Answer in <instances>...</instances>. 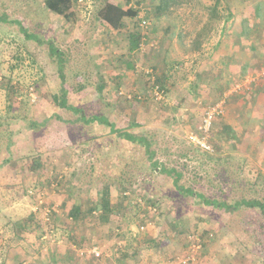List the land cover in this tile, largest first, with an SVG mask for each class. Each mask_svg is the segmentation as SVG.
Instances as JSON below:
<instances>
[{"label": "rangeland", "instance_id": "374dc122", "mask_svg": "<svg viewBox=\"0 0 264 264\" xmlns=\"http://www.w3.org/2000/svg\"><path fill=\"white\" fill-rule=\"evenodd\" d=\"M45 1L0 0V15L11 21L0 23V264L6 259L13 264H183L192 255L186 264H264V215L252 209L230 214L197 204L150 165L144 147L117 137L103 124H69L76 116L53 100L62 84L57 60L46 43L26 40L13 22H22L63 52L70 104L148 138L160 165L182 173L181 185L228 203L264 201V127L254 118L252 101L246 104L240 93H230V83L215 90L210 101L200 99L199 111L185 113L189 105L182 91L185 81L187 90L197 88L192 80L199 74L191 68L199 60L206 62L212 51L217 53L211 57L215 65H223L227 57L229 64L242 65L245 52L231 56L232 48L242 18L259 0H178L161 20L153 12L158 0H112L138 12L120 30L99 18L104 0L81 6L75 0L72 22L48 10ZM258 24V31L247 25L243 43L250 53L264 50L259 45L264 21ZM133 32L144 36L138 51H131ZM198 52L201 56L193 57ZM150 69L168 73L165 102L134 96L146 93L144 70ZM241 71L234 72L235 78ZM257 71L254 84L264 67ZM142 86L145 90L137 92ZM222 100L223 112L207 136L211 151L204 152L189 136L200 135L206 109ZM237 103L244 106L241 113L234 112ZM226 125L237 133L238 147L223 132ZM107 188L113 205L108 219L94 211ZM75 200L92 210L78 223V239L63 227ZM54 214L56 235H46V222ZM39 223L46 235L42 244ZM23 224L28 227L24 233ZM192 236L200 240L196 252ZM92 247H100L98 262L88 259ZM61 256L69 260H58Z\"/></svg>", "mask_w": 264, "mask_h": 264}, {"label": "trees", "instance_id": "16d2710c", "mask_svg": "<svg viewBox=\"0 0 264 264\" xmlns=\"http://www.w3.org/2000/svg\"><path fill=\"white\" fill-rule=\"evenodd\" d=\"M126 3H130L132 0H123ZM178 0H158V4L157 6H155L153 12L155 13V16L157 19H162L164 17H169V14L171 13L172 10V6L173 5H177ZM74 4H75V0H46L45 1V6L48 10H50L51 12L63 17L66 21L68 22H72L76 16L75 11H74ZM138 16V12L136 10H134L133 8H125L124 6L120 5V4H116L114 3L112 0H104V6L103 8L100 10L99 12V18L101 19L102 23L111 27L112 29L115 30H120L124 27V22L126 19L128 18H136ZM230 17V15H229ZM259 20H263L264 21V0L259 1L257 3V7L255 9H253L249 14L248 17L244 18L242 21V28L237 36V39L235 40V44L234 46H239L242 45L244 47V39L246 38L248 31H247V25L248 24H253L255 26V29H257L258 31V22ZM11 21L9 20V18L7 17V15H0V23H10ZM14 23H16L19 26V30L20 32L24 35L25 39L28 41H33L36 42L40 45L42 44H47L49 51L51 53V56L53 58H55L57 60V64L59 67V76L62 79V84L60 86V90L59 93L56 94L53 97L54 103L61 109L70 112L72 115L76 116L75 120L73 121H69V124H81V125H91L94 123H99V124H103L106 125L110 128V132L112 134H115L117 137L125 139L129 142H132L134 144H138L142 147H144L145 149V155L148 158V161L150 162V165L152 167H154V169H158L159 173L161 174H165L167 176H169L172 180L173 185L175 186V188L177 189V191L179 192L180 195H182L183 197L187 198V197H191L195 203L200 204V205H204V206H208V207H212L214 209H219V210H223L227 213L233 214L238 212L239 210L242 209H252V210H257L258 212H260L262 215H264V201L263 200H259V199H254V198H241L240 200L234 201L233 203H228L225 201H219L216 199H208L206 198V196L200 192L195 191L192 187L188 186L185 187L184 185L180 184V180L182 178V173L179 172L178 170L172 168V169H167L165 167H163L162 165H160V163L156 160V154L154 152V150L152 149V144L149 141L148 138L144 137V136H137L135 134H132L130 132H128L127 130H121L119 128H117V126L110 122V120L103 116V115H94V116H88L85 112V110L79 106H74L72 104L69 103L68 100V90L65 86V73H64V55L63 52L56 46V44L53 41H48L46 42V40H42L38 35L31 33L26 27H24V25L22 24V22L20 21H13ZM248 22V23H247ZM249 29V28H248ZM226 30V28L223 29L222 33H224ZM131 51H138L140 49V45L142 42V38L144 36H142L140 33H131ZM258 36V35H257ZM254 40H256V37L254 38ZM259 42V41H258ZM251 43H253V40L251 41ZM212 55H215V52H213ZM252 65L247 64L245 65L244 69L241 72V76H248L250 75L252 72ZM255 71V70H254ZM152 76L155 77V85H158L160 87L161 90L164 91L165 96H168V87L166 85L167 81H168V77L166 75H168V73H164L165 75H157L156 71H154L152 69ZM255 74V73H254ZM147 77V81H148V89L145 91L146 93H138V94H134V96L136 98H138V96H144L148 97L149 99H151V97L148 95L149 90L152 86L151 81L148 80V76ZM259 78V77H258ZM239 80V79H238ZM237 80V81H238ZM264 76L261 78V80L259 79L258 81H262L263 85H264ZM150 83V84H149ZM256 84L253 85V87L250 88V90H248L246 93L244 94H240L241 95V99H244L246 101V99L248 98L246 96L249 94H253V92L255 91L256 93L259 92L258 88H255ZM264 87V86H263ZM104 87H100V91L103 90ZM145 90V89H144ZM143 99V100H144ZM139 100V99H138ZM166 100L163 101H157L159 103L165 102ZM248 101V100H247ZM215 105V104H213ZM211 105V106H213ZM257 123H260L261 126L264 127V120H257ZM135 125V124H133ZM224 131L223 132H228L231 136V139L234 141V143H236L237 147L239 146L238 142L236 140H238V136L232 132L233 129L231 128V126L226 125L224 127ZM264 129V128H262ZM239 135V133H238ZM234 149L236 150V147H234ZM156 171V170H154ZM108 188L107 189H102L101 196H99L98 199H100L97 204H95L94 207V211L97 210L99 211L101 214H103V212L106 214V219H108V215L113 213V205L110 202V194L108 192ZM124 196H126V193L123 194ZM140 195V194H139ZM128 197V196H126ZM148 203V202H147ZM151 204L152 203H148ZM92 210L91 209H87V207L85 206V204L83 202H80V200H75L74 203L70 206L69 212L67 214V223L66 225H63V227L66 229V232L69 233L68 235H70V237H75L77 238V233H75V230L77 229V227L79 226V222L87 215V213H90ZM55 213V211H53ZM37 214V213H35ZM34 216V215H33ZM56 216L51 215L49 217V220L46 222L47 226H48V230L46 231V235L50 234L51 235H56V227H55V220H56ZM42 225L41 223H39V231H40V235H38V241L39 243H44L45 241V237L46 235L44 234V232H42ZM25 226L24 224L20 226V232L24 233L27 232L28 227ZM195 233V232H194ZM78 239V238H77ZM61 242V241H60ZM74 242H76L74 240ZM55 243H58L57 241H55ZM40 244V245H41ZM42 246V245H41ZM102 251H104L102 249ZM19 255L17 254L15 258L19 259ZM11 256V254L9 255V257ZM65 256V255H64ZM64 256H61L58 258V260H63L67 261L68 257H70V255H68L67 258H65ZM88 259H92L93 261H99V259L93 257H88ZM11 259H6L3 260V262L1 264H13L11 261ZM69 260V259H68ZM39 264H44L42 261H39ZM20 262H18L19 264Z\"/></svg>", "mask_w": 264, "mask_h": 264}, {"label": "crops", "instance_id": "0c3cea01", "mask_svg": "<svg viewBox=\"0 0 264 264\" xmlns=\"http://www.w3.org/2000/svg\"><path fill=\"white\" fill-rule=\"evenodd\" d=\"M259 1H261V0H259ZM259 1H257V3ZM246 17H248V15L244 16L242 19H244ZM223 39L224 38L222 37L221 40L223 41ZM220 45H219V50H218L219 52H221ZM259 45L262 48H264V40H261V43H259ZM232 46H233V44H231L230 47H232ZM225 49L227 52H229V50L227 49V46H225ZM242 49H243V51H242ZM232 51H234V53L231 56H235L237 51H241L243 53L245 52V57L243 58V63L241 66L238 67L239 64H233V65L229 64L230 60L228 57L223 60V65H215V61L211 60V55L209 54V56H208L209 59H207L206 62L200 63V62H202V60H199V62H198L199 64L197 66L191 68L195 74H199V76H197V77L194 76V78L192 80V81L196 80V83L198 84V86H197V88L196 87L191 88L189 86V88L187 90L188 86H187L186 81H185L186 85L184 84L182 91H183V93H185L184 99L187 100L186 104L189 105L187 107V109L185 110V113H187V112L194 113L195 110L199 111L200 108L202 107L201 103H203V102H201L200 99L205 98L207 101H210L213 97L215 90H216V92L217 91L220 92L221 89H226L230 83H231V85H232V83H235L240 78L239 76L241 75L240 74L239 76H237L235 78V73L237 71L243 70L245 65H247V64L252 65L253 69L251 70L252 72H250V73H255V74H259L257 70H261L264 67V50L258 51V52L254 51L253 53H250V50H248V48L244 49V47L242 45H239L237 47L236 46L233 47ZM213 52L214 51H212V54H213ZM248 54L250 55L249 58L247 57ZM197 55L201 56L200 52L195 54L193 57H196ZM202 57H205V56L203 55ZM221 58H224V56H221ZM209 61L213 62L214 65L211 64ZM254 70H255V72H254ZM161 73H162V68H161ZM210 75L212 77V81L215 82L217 87H215L214 82L211 83V78H209ZM184 79L186 80V75H185ZM260 80H261V77H260ZM222 84H224V85H222ZM263 86H264L263 82L258 81L255 88H258V89L260 88L259 92L256 93L254 91L253 94L252 93L249 95L246 94V96L248 97L246 99V104H247V100L252 101L251 104H253L255 106L253 111L257 112V114H255V117L254 116L253 117L258 119V120H262V119L264 120V87ZM142 88H143V86L140 87V89L136 90V91L137 92L143 91L144 89L142 90ZM192 90H194V91H192ZM237 104H238L237 105L238 108L235 107L236 109L234 110V112L241 113L243 111L244 106L242 103H237ZM227 124H229V123H227ZM229 125H231V124H229Z\"/></svg>", "mask_w": 264, "mask_h": 264}, {"label": "built area", "instance_id": "2783aa9c", "mask_svg": "<svg viewBox=\"0 0 264 264\" xmlns=\"http://www.w3.org/2000/svg\"><path fill=\"white\" fill-rule=\"evenodd\" d=\"M88 0H77V4L79 6L86 4ZM146 21H142L141 22V26L146 27ZM144 73L148 76V80L151 81V88L149 90L148 95L154 99L155 101H163L166 100V96L163 90L160 89V87L158 85H155V77L152 76V70H144ZM262 76H264V73L262 74ZM258 75L254 76L252 74L248 75V76H244L242 79L236 81L231 89H230V93H242L243 91H248L250 90L251 85H253L256 82V78L258 79ZM239 94V95H240ZM230 95V94H229ZM132 96L130 95L129 98H131ZM139 100H143L144 96H138ZM223 102L217 103L213 106H210L209 108L206 109L202 121H201V126L198 128L200 135H193L191 134L189 136L190 141L197 145L201 150H203L204 152H208L211 151L210 146H208L207 144V136L209 134V131L213 125V122L215 120V118L217 116H220L223 112V108H222V103L225 102V100H222ZM141 229H144L143 227H141ZM193 240H194V245H193V252L198 251L201 248V244H200V240L196 237V236H192ZM198 239L199 241L197 243H195V240ZM89 255L94 256L97 259H101L102 257V252L100 250V247H92L90 248V250H88L87 252ZM81 255L84 254V252H80ZM190 259H194V256L192 255L189 259H183L181 260V262L183 264H186L189 262Z\"/></svg>", "mask_w": 264, "mask_h": 264}]
</instances>
